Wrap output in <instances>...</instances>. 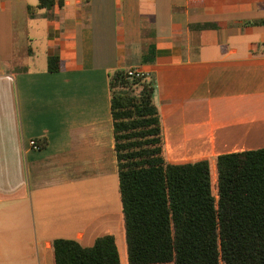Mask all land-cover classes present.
<instances>
[{
	"label": "crops",
	"instance_id": "obj_1",
	"mask_svg": "<svg viewBox=\"0 0 264 264\" xmlns=\"http://www.w3.org/2000/svg\"><path fill=\"white\" fill-rule=\"evenodd\" d=\"M52 1L0 0V264L104 235L128 264L110 75L142 73L165 161L214 191L218 156L264 148V0Z\"/></svg>",
	"mask_w": 264,
	"mask_h": 264
},
{
	"label": "trees",
	"instance_id": "obj_2",
	"mask_svg": "<svg viewBox=\"0 0 264 264\" xmlns=\"http://www.w3.org/2000/svg\"><path fill=\"white\" fill-rule=\"evenodd\" d=\"M108 87L127 263L264 264V148L218 156L214 195L208 161H165L150 84L119 70ZM52 249L55 264H119L110 235Z\"/></svg>",
	"mask_w": 264,
	"mask_h": 264
},
{
	"label": "built area",
	"instance_id": "obj_3",
	"mask_svg": "<svg viewBox=\"0 0 264 264\" xmlns=\"http://www.w3.org/2000/svg\"><path fill=\"white\" fill-rule=\"evenodd\" d=\"M125 77L128 80H132V79H139V78H143V75L141 72L134 70V69H129L127 71H125ZM29 145L33 148H37L36 144L34 141H30Z\"/></svg>",
	"mask_w": 264,
	"mask_h": 264
},
{
	"label": "rangeland",
	"instance_id": "obj_4",
	"mask_svg": "<svg viewBox=\"0 0 264 264\" xmlns=\"http://www.w3.org/2000/svg\"><path fill=\"white\" fill-rule=\"evenodd\" d=\"M213 194L215 195V191H213ZM124 224V223H123ZM121 242V241H120ZM122 242H124V244H125V250H126V260H127V249H126V242L125 241H122ZM120 244V243H119Z\"/></svg>",
	"mask_w": 264,
	"mask_h": 264
}]
</instances>
